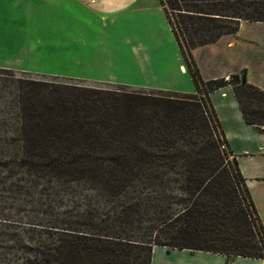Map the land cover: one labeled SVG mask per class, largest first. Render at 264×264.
<instances>
[{
  "label": "trees",
  "instance_id": "trees-1",
  "mask_svg": "<svg viewBox=\"0 0 264 264\" xmlns=\"http://www.w3.org/2000/svg\"><path fill=\"white\" fill-rule=\"evenodd\" d=\"M160 2L195 93L19 80L14 168L87 189L24 264H152L156 246L264 259V223L211 99L232 85L245 122L264 129V89L245 70L204 80L193 57L264 22V0Z\"/></svg>",
  "mask_w": 264,
  "mask_h": 264
},
{
  "label": "rangeland",
  "instance_id": "rangeland-1",
  "mask_svg": "<svg viewBox=\"0 0 264 264\" xmlns=\"http://www.w3.org/2000/svg\"><path fill=\"white\" fill-rule=\"evenodd\" d=\"M141 1L145 6L154 8L167 18L160 0ZM15 3L16 0H0V264H24L26 258L34 253L33 248L36 249L39 242L48 239L47 236H52L49 229L55 230V228H50L53 226L54 220L67 214L76 205H80L87 193V189L80 185L61 184L59 182L57 184L54 180L47 181V185L44 187L41 184L37 185L33 178L14 168L19 152V140L16 137L20 120L19 80L57 82L114 90L128 89L179 96L196 92L187 60L183 56L175 37L169 29H163L160 22H156L154 28L155 32L157 31L155 40H151V34L146 37V33L149 32L148 26L140 27L144 34L142 43H145L143 48L140 45L138 51L134 50L138 55H130L129 50H120L118 46L113 49H103L102 45L97 44L85 48L81 44L82 40L69 47L66 42L61 40V35L59 37L56 33L50 34V37L45 40L49 46L44 48L43 53L35 52L33 57L30 56V63L33 68H26L25 61L27 58L29 59L28 53L30 51L28 48L29 41L35 42L37 36H41V32L34 26L30 31L28 29L20 31L15 28L16 26L12 23L15 18L12 14L13 11L11 14H6L7 10L15 9L18 11L14 6ZM51 8L52 6L44 3L42 10L46 13ZM45 18L43 21L40 18L38 29H41L40 26L45 29L51 28V24ZM250 22L252 21H243L242 24L244 27L249 25V32L258 37L256 41L260 44V53L263 54L264 26L251 25ZM117 30L118 36L126 33L121 26ZM80 33L76 34L79 35ZM101 37L103 40L106 38L111 42L108 37V30L103 33L94 31L91 41L93 43L96 40L101 41ZM55 43L57 45L53 46ZM9 45L16 49L27 48L15 50L11 49L12 47L7 48ZM246 47L245 43H241L237 48L230 49V51L242 56L251 52L248 51L249 49L258 51L253 46H249L250 48L247 49ZM218 50L220 52L218 58L222 59L226 55L221 54L229 50L227 42L221 43ZM15 51L19 55L16 56ZM194 51L195 49L193 50V57L198 66ZM200 54L205 53L200 52ZM136 56L144 58V60H149L147 57L150 58L145 70L133 62L137 58ZM109 58L115 62L108 64ZM206 58L207 63L211 65L212 59L208 51ZM35 63L38 65L37 67ZM181 63L184 67L180 66ZM159 64L169 65L170 75L166 78L163 76L162 70H160L162 74H159L157 68ZM152 66H154V70L157 69L156 72L148 68ZM49 71H54L57 74ZM165 71L167 72V68ZM110 73L115 74L119 80L110 76ZM155 75H157L156 78ZM145 80L150 82L148 85L151 88L132 85L144 83ZM158 85L171 89L152 87ZM53 236H57V234H53Z\"/></svg>",
  "mask_w": 264,
  "mask_h": 264
},
{
  "label": "crops",
  "instance_id": "crops-1",
  "mask_svg": "<svg viewBox=\"0 0 264 264\" xmlns=\"http://www.w3.org/2000/svg\"><path fill=\"white\" fill-rule=\"evenodd\" d=\"M44 3L52 6L46 13L42 10ZM136 4L137 6H135ZM14 6L18 11L15 9L7 10L6 14H11L13 11L12 14L15 18L12 23L16 26L15 28L20 31L27 29L30 31L32 26H34L41 32V36H37L38 38L35 42L29 41L28 48L30 51L28 53L29 59L27 58L25 61L26 68H33L30 63L31 57H33L35 52L43 53L44 48L49 46L45 40L50 37V34L54 35V33L58 34L59 37L61 35V40L66 42L69 47L82 40L81 44L85 48L97 44L102 45L103 49H113L118 46L120 50H129L130 55H138L134 50L138 51L140 45L142 48L144 47L143 44L145 42L142 43L144 34L141 32V26L144 28L148 26L149 32L146 33V37L151 34V40H155L157 37V31L155 32L154 30L156 22H160L163 29H169L174 36L167 18L154 8L148 5L145 6L141 0H16ZM40 18L42 21L45 18L51 24L52 29H45L43 26L38 29ZM250 23L251 25L264 26V22ZM119 26L123 27V31L126 32L122 36L117 35ZM248 26L244 27V24H241L240 30L236 35H225L216 43L195 49L194 54L200 68L201 77L204 80L228 78L233 73L241 74L245 70L248 81L264 89V51H262L263 54L260 53V44L256 41L258 37L249 32ZM131 28L132 31H130ZM106 30H108V37L111 42L106 40V38L103 40L102 37L101 41L96 40L95 43L91 41L94 31L103 33ZM225 41L229 50L221 54L226 56L220 59L218 58L220 54L218 47ZM241 43H245L246 49L250 48L249 46H253L258 51L249 49L248 51L251 52H247L243 56L230 51V49L237 48ZM56 45L55 43L53 46ZM7 48L20 50L27 47L19 48L17 46L19 49H16L14 46L9 45ZM211 48L212 50H209ZM207 51L212 59L211 65L207 63ZM200 52L205 54L199 55ZM15 54L16 56L19 55L16 51ZM136 57L133 62L138 64L142 70H145L150 58L147 57L149 60H144V58ZM109 60L108 64L115 62L112 58H109ZM181 65L184 67L182 63ZM148 68L151 71L154 70V66ZM157 68L159 74L163 73L165 78L170 75L169 65L159 64ZM165 68H167V72ZM156 70L155 68L154 72ZM160 70H162V73ZM49 72L57 74L54 71ZM110 76L119 80L115 74L110 73ZM156 77L157 75H155ZM143 82L132 85L151 88L148 85L150 82L146 80ZM152 87L171 89L160 85ZM211 99L229 140L230 147L239 163L241 172L246 178L260 218L264 223V129L245 122L232 85H227L214 91L211 94ZM152 264H264V259L242 256L229 259L227 255L221 253L191 251L188 249H171L169 251L165 247L156 246L153 251Z\"/></svg>",
  "mask_w": 264,
  "mask_h": 264
}]
</instances>
